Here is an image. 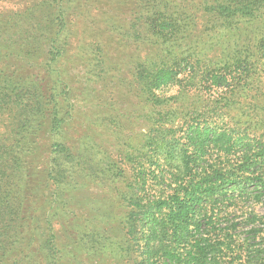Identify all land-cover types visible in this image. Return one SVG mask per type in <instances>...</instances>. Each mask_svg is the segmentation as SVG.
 Returning <instances> with one entry per match:
<instances>
[{
    "label": "trees",
    "instance_id": "16d2710c",
    "mask_svg": "<svg viewBox=\"0 0 264 264\" xmlns=\"http://www.w3.org/2000/svg\"><path fill=\"white\" fill-rule=\"evenodd\" d=\"M23 2L0 264H264V0Z\"/></svg>",
    "mask_w": 264,
    "mask_h": 264
},
{
    "label": "rangeland",
    "instance_id": "374dc122",
    "mask_svg": "<svg viewBox=\"0 0 264 264\" xmlns=\"http://www.w3.org/2000/svg\"><path fill=\"white\" fill-rule=\"evenodd\" d=\"M23 1L24 0H17V1L16 0H0V13H8V12L11 13V12L16 11L18 9H24L25 5H23V3H24ZM70 62L72 63V61H70ZM66 63L67 62H64V66H66ZM39 64H40V61H39ZM36 65H37V69L39 68V70H41V66L38 65V64H36ZM74 73H75L74 69L70 68L69 74L73 75ZM85 111L86 110H81V112H85ZM83 121H85V117H78L77 122L75 120L74 126L76 127V130H78L81 134L82 133H86L87 134V133L96 132L92 128H90V126L86 122H83ZM82 123H84V124H82ZM103 133L106 134L105 132H103ZM101 137H103L104 140L107 139L104 135H102ZM102 193L103 192H101V194Z\"/></svg>",
    "mask_w": 264,
    "mask_h": 264
}]
</instances>
